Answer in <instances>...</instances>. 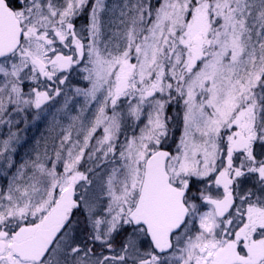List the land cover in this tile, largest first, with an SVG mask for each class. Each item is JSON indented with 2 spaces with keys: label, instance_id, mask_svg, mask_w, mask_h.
I'll use <instances>...</instances> for the list:
<instances>
[{
  "label": "snow or ice",
  "instance_id": "1",
  "mask_svg": "<svg viewBox=\"0 0 264 264\" xmlns=\"http://www.w3.org/2000/svg\"><path fill=\"white\" fill-rule=\"evenodd\" d=\"M0 264H264V0H0Z\"/></svg>",
  "mask_w": 264,
  "mask_h": 264
},
{
  "label": "rangeland",
  "instance_id": "2",
  "mask_svg": "<svg viewBox=\"0 0 264 264\" xmlns=\"http://www.w3.org/2000/svg\"><path fill=\"white\" fill-rule=\"evenodd\" d=\"M43 131H44L43 128H41L39 130V132H37L36 130H34L33 133H32V135H34L37 139H39L40 132H43Z\"/></svg>",
  "mask_w": 264,
  "mask_h": 264
}]
</instances>
